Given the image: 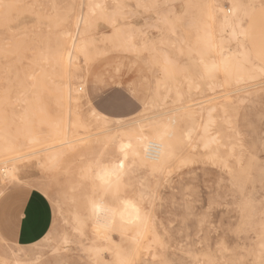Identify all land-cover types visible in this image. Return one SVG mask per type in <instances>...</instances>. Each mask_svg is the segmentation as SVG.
<instances>
[{"label": "rangeland", "instance_id": "374dc122", "mask_svg": "<svg viewBox=\"0 0 264 264\" xmlns=\"http://www.w3.org/2000/svg\"><path fill=\"white\" fill-rule=\"evenodd\" d=\"M5 1L12 6L9 25L0 17V168L20 164L8 180L0 179V196L16 187L38 189L53 216L49 231L31 246L16 248L0 234V264H12L13 257L33 259L28 264H264V72L256 68L264 69V0ZM234 6L241 19L240 68L229 70L228 82L221 69L202 78V61L216 59L220 43L233 47ZM81 15L89 19L79 23ZM80 30L85 34L72 36ZM24 31L46 55L53 46L90 43L88 63L80 55L72 68L89 84L79 90L86 99L74 103L71 94L73 126L50 61L42 62L45 73L28 76V61L15 59L13 41ZM208 43L214 49L205 48ZM208 80L214 83L207 86ZM68 83L81 87L73 77ZM31 102L35 107L28 109ZM209 107L215 109L206 135L216 133L219 141L203 147ZM11 112L28 113L26 130L36 139L53 120L57 136L67 124L70 143L30 156L39 149L2 150L14 132L7 127ZM137 120L150 125L144 130L150 136L164 131L166 154L152 161L139 148L140 155L125 157L123 185L111 183L112 135ZM188 122L193 133L185 145L175 135ZM73 130L79 134L73 137ZM52 151L61 154L56 161L39 162ZM17 153L22 158L11 161ZM128 194L142 198L144 234L127 214L134 203Z\"/></svg>", "mask_w": 264, "mask_h": 264}, {"label": "bare ground", "instance_id": "6f19581e", "mask_svg": "<svg viewBox=\"0 0 264 264\" xmlns=\"http://www.w3.org/2000/svg\"><path fill=\"white\" fill-rule=\"evenodd\" d=\"M248 5H249V3H248ZM9 6H12V5H10V2L7 3L5 0H0V17H1V19H3V26L9 25V23L11 21V18H10L11 9ZM237 11H238V7L234 6L232 9V13H233L232 22H234V23L229 25V27H228L230 30L229 31L230 38L234 39L233 47L230 48L229 46H226L224 43H220L221 46H219V51L217 50L218 57L216 59L210 61V62H206L205 60L202 61L203 73L201 74L200 77L203 78V77L207 76L213 70L221 69L222 73L225 75V77H222V78L223 79L225 78V82H228L229 78H230L229 70L232 67H236V66H237L236 67L237 69L240 68V67H238L240 64V58H239L240 53L238 52V48H240V44L237 42L236 39L238 38V35L242 34V31L239 30V29H241V27H240L241 19L236 16ZM79 18H80L79 23H85L86 20L89 19V18H84L83 15L79 16ZM11 29L15 30V29H13V27ZM32 31H33V29H32ZM64 34L66 35L68 33L64 32ZM72 34H73L72 36L78 37V36L84 35L85 33L83 30H80L79 32L77 31L76 33L74 32ZM30 35L28 32L24 31L23 33L22 32L19 33L18 37H20V38L14 36L15 38L13 41L12 53H14L16 60H19V61L27 60L28 61V63L26 64L27 70H30V73L28 76L33 75L31 73L33 70L40 71V75L45 73V71H44L45 65L42 64V62L47 61V60L50 61L49 62V68H50L52 75L54 77H56L55 81L58 83L57 88L59 89L58 90L59 96L62 99V101L61 100L60 101L62 103L64 110H67V109L70 110L71 117H70L69 121H71L70 126H73V119L75 116L74 115L75 114V111H74L75 106L70 104L71 99H72L71 94L74 95V97H73L74 103H75V101H77L81 97L85 98L86 95L80 94L79 90L81 91L82 87H84L85 89H83V90L88 91L89 84L85 80L86 76L84 77L83 75H79V70L75 71L74 69L72 70V68L76 69L77 66L79 65V61H78L79 59L78 58L80 55L84 56L85 62L90 60V54L92 53L91 45H90V43L85 42V41H78V42H72L69 47L53 46L52 49L50 50L51 52L46 55V53L44 51L45 50L44 47L40 43L35 42L34 40L31 41L30 38L32 39L33 35H31L32 37H30ZM213 45H214V43H208L207 47H205V48H207V49L209 48V50L214 49ZM0 55H2V53ZM70 63H73V64L70 66ZM85 68H86V66H85ZM256 68L261 73L264 72V69L262 67L257 66ZM22 69H23V67H22ZM61 77H62V79L64 77H69V78L73 77L74 79L77 80V82H80L81 87L80 86L74 87L68 83L69 78L66 79L67 81H63V80H61ZM241 77H242L241 75L236 76V78L240 79V80H241ZM42 80L43 79L39 78L38 80L35 79L32 82L38 84L39 82H42ZM190 80L191 79H189V81ZM202 82H204V81H202ZM223 82H224V80H223ZM213 83H214L213 80H208V82L205 84L207 86H211ZM198 86H199V84H195V87L198 88ZM166 91L170 92L171 89L168 88V89H166ZM33 104H34V102L29 103L28 109H32V107L34 106ZM153 104H154V102H153ZM184 108H186V107H180V108H177V110H181ZM214 109H215V107H209L206 110V120H205L204 125L201 128L203 131V132L201 131L203 133V147H209L213 143L219 141L218 134L216 135V133L212 136L206 135V133L208 132L209 126L213 121L212 120L213 117H211L210 113ZM39 111H40V109H39ZM41 112H43V111H41ZM64 112L67 113V111H64ZM90 113H91V115L98 117L100 119L99 125L103 126L106 123V121L102 119L103 117L100 116V113L99 114H98V112L95 113L93 110H91ZM10 115H11L10 116V123H9V126H7V127L9 128V132H11L12 130L14 132H13V135L7 137L9 142L1 146L2 150H8L9 152H13V151L19 152L25 146L27 148H30V150L39 149L35 152H32V153L30 152L29 155H27V156H30L33 154L35 155L37 153L43 152L45 150L53 149V148L59 147L61 145H66V144L70 143L67 140H69L71 138V135H70V137H69V135H66V128L68 126H66L67 124H65V123L63 124L64 131L62 130L63 133L61 134V136L56 135L58 133V130H55L54 127H56L58 125V122L53 120V121H51V123H53V124L49 128H46V130H44L42 132V133H45V137L43 136L44 138L42 139V136H41L40 139H36L34 137L29 136V134H28L29 132L26 130L28 127L27 124L30 123L28 113L27 114H20V113L15 114V113L11 112ZM4 117H6V116H3L1 119L4 120ZM43 117L45 118L44 115H43ZM186 117L189 120V112L186 114ZM115 119L117 120V122H120V118L119 119L115 118ZM13 120H15V124H14ZM75 120H76V118L74 119V121ZM22 121L24 123H21ZM80 124H78V125L80 126ZM134 124H135L134 126L129 127L127 129L125 128L126 130H122V132H120L116 135L110 134V135L114 136L113 139L115 141L113 142L114 145L113 144L112 145L114 146V150L117 154V157H115V158H117V159H115L116 162L115 163L113 162V168L110 170L111 183L123 185L124 178L127 175L126 169H125L127 160L125 159V157L128 155L129 156L130 155H133V156L140 155L141 150L139 151V148L141 149L142 147H144L143 149L145 152V156L152 161H155L159 157H162L166 154V150H165V146H164L165 144L163 145L160 142L162 135H159L160 133H162L164 131L156 132V133H154L153 136L152 135L150 136V135L146 134L144 131L145 128L149 127L150 125H147L145 123L143 124V123H141V121H138V120L136 122H134ZM13 125H15V126H13ZM53 125H54V127H52ZM118 127L120 128V126H118ZM82 128H86V126H82ZM99 128H101V127L99 126ZM109 130L110 129L105 130V131H103V133H106ZM111 130H112V128H111ZM73 133H74L73 137L77 136L79 134V133H77L76 130H73ZM192 133H193V128L191 126H189V122H188V124L182 129V133L176 132L175 136H176V139L181 144L187 145L188 142L191 140ZM54 137H57V138L54 139ZM42 140H44V141H42ZM55 140H58V142H60V143L55 145V146H52L55 143ZM64 141H67V142L64 143ZM41 147H45V148L40 149ZM167 154H169V153L167 152ZM18 155H14L16 157H14L13 159L11 158L12 159L11 161L15 162L16 160L22 158V156H20V155L18 156ZM22 155H24V154H22ZM60 155L61 154H59V151H57V152L52 151L49 154H45L44 156H41L39 158L40 159L39 162H43L42 164H45V163L51 164L54 161H56ZM24 156H26V155H24ZM18 161L20 162V160H18ZM37 161L38 160H36V162ZM19 162H18V164H16L17 163L16 162L15 163L16 165L11 164V165L7 166V170L0 168V179H1V181L8 180V178L11 175V173L13 172V170H17L16 166L20 164ZM129 196L134 199L133 200L134 203H133L132 207L128 208L127 214L128 215H131V214L135 215V218H137V219H135V223L138 225L139 229L140 228L143 229V234H144L145 228H146L147 223H148V222H145V221H147L146 216L148 213L146 214V212L142 206V198L140 197V195L137 198L133 197L131 194ZM147 212H149V211H147ZM134 228L135 227L131 228L129 226L128 230L130 232H132V229H134ZM150 236H151V234H150ZM144 242H145V240H144ZM147 245H148V243H147ZM98 249L102 250V248L100 246L98 247ZM142 250H145V248ZM32 260L33 259H30L27 257L23 258V259L13 257L12 264H28ZM61 260H62L61 262L65 263L63 259H61ZM68 262H70V261H68ZM1 264H7V263H6V261H2Z\"/></svg>", "mask_w": 264, "mask_h": 264}, {"label": "crops", "instance_id": "0c3cea01", "mask_svg": "<svg viewBox=\"0 0 264 264\" xmlns=\"http://www.w3.org/2000/svg\"><path fill=\"white\" fill-rule=\"evenodd\" d=\"M52 216L49 200L38 189L16 187L0 196V234L16 248L39 242L51 228Z\"/></svg>", "mask_w": 264, "mask_h": 264}]
</instances>
